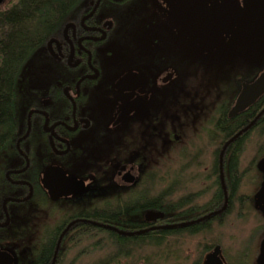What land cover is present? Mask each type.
<instances>
[{
	"label": "flooded vegetation",
	"instance_id": "af4514ba",
	"mask_svg": "<svg viewBox=\"0 0 264 264\" xmlns=\"http://www.w3.org/2000/svg\"><path fill=\"white\" fill-rule=\"evenodd\" d=\"M180 1L80 0L29 58L32 70L24 78L20 74L15 90L14 128L0 150V253L9 256L10 264H77L109 231L138 238L135 247L128 239L115 248L113 258H132L149 246L150 236L162 247L170 238L175 246L186 236L208 239L191 264H203L217 246L221 264H264V173L256 167L262 178L257 193L238 195L240 186L229 182L232 153L222 151L226 139L214 168L211 163L199 180L200 172L188 170L202 165L201 153L190 156L181 146L189 124L181 133L178 119L170 120L163 111L171 109L173 117L178 110L171 94L180 77L178 56L165 48L184 45L194 54H209L195 53L188 38L194 37L196 22L220 2L193 0L188 13ZM218 105L228 108L222 101ZM254 107L256 120L264 103ZM171 124L172 150L159 149L165 125ZM195 180L199 186L191 184ZM156 185L157 193L150 194ZM235 199L262 218H237L258 224L231 252L222 238L228 235ZM81 242L85 246L70 259Z\"/></svg>",
	"mask_w": 264,
	"mask_h": 264
},
{
	"label": "rangeland",
	"instance_id": "374dc122",
	"mask_svg": "<svg viewBox=\"0 0 264 264\" xmlns=\"http://www.w3.org/2000/svg\"><path fill=\"white\" fill-rule=\"evenodd\" d=\"M244 2L247 15L224 47L206 55L194 54L184 45L176 46L170 50L165 48V52L174 51L178 56L175 68L180 77L174 94H171L174 96L175 104L179 105L178 110H173L175 112L173 117L171 109L164 108L163 111L170 120L178 119L176 128H179L181 133L188 130L185 125L189 124L190 132L184 133V137L181 138V146L182 150H188L190 156L197 151L201 153L198 156V161L202 162V165L194 163L188 170L190 174L200 172L199 180L204 177L206 167L210 171L211 163L212 168H214L219 148L225 141L215 131L214 126L219 117L218 111H221L218 104L221 101L224 102L225 106L228 107L226 111H229L239 93L241 84L252 80L264 69V0H244ZM33 64V60L26 62V66L23 68L25 70L21 72L23 78L31 72ZM18 83L20 85L21 81ZM172 104L173 101L169 108ZM172 127V124L170 126L165 125V133L161 136V142L158 144L159 149L161 147L164 150H172V141L167 135L168 132L173 134ZM202 127L203 129H201ZM259 128L253 130L243 140L238 158V168L243 175L237 194L248 195L250 198L261 188L260 181L262 178L257 168L259 162L264 158V131L261 134ZM152 144L150 142V148L155 153ZM259 150L263 151L259 152ZM180 162H183V159ZM191 184L195 187L196 185L199 186L197 180ZM157 189V185L152 186L151 190L154 192L151 191L150 194L157 193ZM240 207L237 199L233 201L232 205L230 204L228 235L221 237L231 252L244 243V238H246L244 234L248 236L249 229L258 224L255 221H249L250 219L243 222L237 218H262L260 213L251 206ZM92 238L89 236L86 243ZM207 240L185 236L184 238L181 237L180 242L174 246L173 238H170L165 247L149 245L134 251L135 255L132 258L123 256L118 258L123 262L128 259L130 264L139 260H143L147 264H176L178 261V264H191L199 254L201 243ZM83 246H85L83 242L78 244L75 249L71 250V254L68 255L69 258L71 259L72 255L75 256L76 249L78 250ZM174 249H179L178 254H171ZM115 251L116 249L108 244L106 237L101 235L99 246L95 248L90 246L88 251L80 255L77 264H91L98 260L102 263H114L117 258L114 260L111 258Z\"/></svg>",
	"mask_w": 264,
	"mask_h": 264
},
{
	"label": "trees",
	"instance_id": "16d2710c",
	"mask_svg": "<svg viewBox=\"0 0 264 264\" xmlns=\"http://www.w3.org/2000/svg\"><path fill=\"white\" fill-rule=\"evenodd\" d=\"M80 0H4L0 4V150L3 149L14 128L15 119V90L19 76L31 55L41 43L56 31L66 13ZM264 103V95L256 104ZM255 104V105H256ZM254 105V106H255ZM252 106L250 109L232 118L225 116V108L214 123L215 131L225 140L230 139L246 124L251 125L232 139L224 150L232 153L229 158L230 185L240 186L241 175L238 168V158L242 142L247 135L258 127L264 131V113L254 120L259 112ZM240 129V130H239ZM224 146V145H223ZM264 149V145H263ZM263 150H259L261 152ZM264 152V151H263ZM102 231H104L102 229ZM113 248H121L124 241L134 247L135 237L123 239L111 231L102 234ZM138 239V238H137ZM136 239V242L138 241ZM150 246H157L156 237H148ZM119 255L116 263H119ZM111 260H114L112 257ZM121 261V260H120ZM102 263V262H101ZM109 264V263H103Z\"/></svg>",
	"mask_w": 264,
	"mask_h": 264
},
{
	"label": "water",
	"instance_id": "95a60500",
	"mask_svg": "<svg viewBox=\"0 0 264 264\" xmlns=\"http://www.w3.org/2000/svg\"><path fill=\"white\" fill-rule=\"evenodd\" d=\"M4 0H0V4ZM193 0H181V8L189 13V9L193 6ZM182 2V3H181ZM190 3V5H189ZM194 8V7H193ZM205 8V7H204ZM197 14L200 13L201 8L196 6ZM193 9L192 11H194ZM206 10V9H205ZM201 22H196L194 26V37L188 38V43L191 49L198 54L211 53L219 48L224 47L230 39L232 32L236 29L243 18L247 14L246 5L241 4L240 0H220L218 5L207 11ZM200 16V15H199ZM199 20V19H198ZM264 95V69L250 82H243L240 91L236 96L233 105L229 109L227 115L229 118L243 112L258 98ZM130 110H128L129 112ZM123 112H127L124 109ZM253 123V122H252ZM251 125V124H250ZM250 125L241 129L233 137H231L223 146L222 151L227 144L238 136L241 132L246 130ZM264 159L259 162L258 166L264 173ZM264 183V182H263ZM260 204L264 211V197L261 199ZM264 213V212H263ZM219 247H215L213 251L206 255L203 264H221L218 256ZM261 257H264V248H261ZM4 257L3 264H10L9 256L6 253H0V259Z\"/></svg>",
	"mask_w": 264,
	"mask_h": 264
}]
</instances>
